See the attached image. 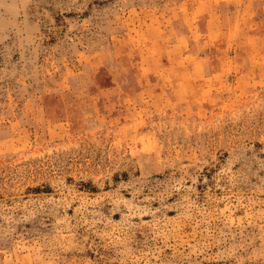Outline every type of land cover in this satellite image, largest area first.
Masks as SVG:
<instances>
[{
  "label": "rangeland",
  "instance_id": "rangeland-1",
  "mask_svg": "<svg viewBox=\"0 0 264 264\" xmlns=\"http://www.w3.org/2000/svg\"><path fill=\"white\" fill-rule=\"evenodd\" d=\"M0 264H264V0H0Z\"/></svg>",
  "mask_w": 264,
  "mask_h": 264
}]
</instances>
